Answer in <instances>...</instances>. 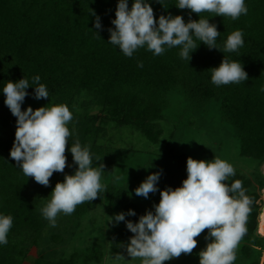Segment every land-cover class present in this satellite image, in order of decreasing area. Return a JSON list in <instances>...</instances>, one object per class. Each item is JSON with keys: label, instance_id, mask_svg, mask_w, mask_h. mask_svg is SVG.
Masks as SVG:
<instances>
[{"label": "trees", "instance_id": "1", "mask_svg": "<svg viewBox=\"0 0 264 264\" xmlns=\"http://www.w3.org/2000/svg\"><path fill=\"white\" fill-rule=\"evenodd\" d=\"M127 2L131 9L134 0ZM147 2L157 21L161 15L169 14L182 16L185 23L189 19H209L220 32L216 46L221 51L210 50L193 35L198 48L190 54L189 62L179 55L181 46H165V52L157 56L145 45L127 57L119 46L108 42V30L115 29L112 20L116 18L118 0H0V215L13 218L8 243L0 244V264H22L29 246L37 245L44 226L31 197L35 180L25 176L10 157L17 118L4 103L3 87L8 81L27 79L30 86L26 92L34 97L33 79L39 76V83L48 90L47 99L61 105H69L81 92L90 94L95 104L106 112L102 119L97 116L88 119L104 123L107 118L119 126H133L151 144L159 141L162 133L156 122L168 107L169 92L177 88L189 104L218 103L221 119L233 130L238 155L258 165L264 162V0H244L248 12L236 20L179 9L178 0ZM96 16L100 17V30L94 27ZM237 30L243 33V46L235 52H223L228 36ZM223 58L240 62L248 79L238 84L214 85L211 68L218 67ZM92 134L96 132L85 129L82 138ZM70 153L68 146L65 152L68 166L63 173L53 175L75 172L78 166ZM186 163V158L172 149L158 157L162 190L182 186L187 178ZM252 178L235 170V175L228 178V185L242 181L245 195L253 200L245 225L247 231L241 238L245 242L242 253L244 257L254 256L249 264H260L264 238L256 235V227L261 208L259 192L264 189V182L259 173ZM230 195L238 197V193ZM100 197H105L110 211L124 213L125 221L138 222V206L129 201L124 190L110 185L94 201L77 205L73 215L81 218ZM129 210L136 215H127ZM125 221L117 223L112 230L110 244L114 252L128 256L121 245L129 243L134 234L127 229ZM24 237H28L27 244ZM53 240L59 238L54 236ZM100 250L94 244L87 254L76 250L69 258L51 263L57 255L55 250L47 258L39 254L34 264L99 263Z\"/></svg>", "mask_w": 264, "mask_h": 264}, {"label": "clouds", "instance_id": "2", "mask_svg": "<svg viewBox=\"0 0 264 264\" xmlns=\"http://www.w3.org/2000/svg\"><path fill=\"white\" fill-rule=\"evenodd\" d=\"M176 7L196 14L214 13L215 16L231 17L233 20L248 12L244 0H178ZM91 14L95 16L92 10ZM115 17L112 20L115 29L108 30V42L119 46L127 57H132L137 49L145 45L157 56L165 52V46H181L179 55L189 62L190 54L198 48L193 35L210 50H220L216 46L220 32L209 19H189L185 23L182 16L169 14L161 15L157 21L147 0H134L131 9L127 0H118ZM94 27L97 30L102 28L99 16H96ZM243 44L242 31H234L228 36L223 52H235ZM139 66L142 67V64ZM211 71V81L216 86L238 84L248 79L240 62H230L225 58ZM39 81V76L34 77V98H49L46 86ZM29 86L28 80L22 78L16 82L8 81L3 87L4 103L17 118L10 157L25 176L48 187L53 173H63L68 166L65 152L71 133L67 125L72 120V113L67 105L44 106L35 110L29 106L22 110ZM70 152L78 167L74 174L65 175L63 182L56 183L50 201L41 209L43 217L52 227L56 226L59 213L70 215L77 205L92 202L106 191V186L101 183L104 164L93 167L89 149L82 147L79 141L70 147ZM186 171L187 178L182 186L161 190V199L153 206L155 211H147L138 222L125 221L124 213L110 217L109 222L125 221L127 229L134 234L129 243L121 245L130 260L138 258L141 264H164L181 254H191L197 247L196 237L207 229L205 239L211 242L200 251L199 264H233L237 245L247 231L245 225L253 200L245 195L242 181L236 180L230 186L225 183L235 175V170L220 158L204 161L188 157ZM159 178V172L148 175L135 189V194L148 198L150 193L158 191ZM230 193H238V197ZM127 215L135 216L136 213L129 210ZM12 223L10 215H0V244L8 243L7 235ZM115 259L126 261L119 253Z\"/></svg>", "mask_w": 264, "mask_h": 264}, {"label": "rangeland", "instance_id": "3", "mask_svg": "<svg viewBox=\"0 0 264 264\" xmlns=\"http://www.w3.org/2000/svg\"><path fill=\"white\" fill-rule=\"evenodd\" d=\"M95 102L92 95L81 92L67 105L72 113V120L67 125L71 136L68 138L66 149L76 141H79L82 147H87L93 160L92 166L98 167L102 163L105 166L101 183L106 187L110 185L124 190L129 201L138 206L140 216L146 214L147 211H155L153 206L157 205L161 199L160 178L157 182L158 191L150 193L148 198L137 196L135 189L148 175L159 172L158 157L168 149L183 155L186 161L188 157L204 161L220 158L231 164L234 170L241 171L251 178L254 174L259 173L262 182H264V162L258 165L238 155L233 130L228 123L221 119L218 103L209 101L204 105L199 102L192 105V102L189 104L186 96L179 89L176 88L169 92L168 107L164 111L163 117L156 122V128L162 134L157 144H151L133 126H119L113 120L108 121L107 118L104 123H101V120L96 123L95 120L88 119V116H97L102 119L106 112ZM54 105L61 104L52 99L37 100L28 95L21 108L26 110L30 106L35 110L39 107ZM85 129H91L96 134L83 139L82 134ZM82 130L83 132H81ZM156 160L157 163H155ZM71 174L74 172H69L68 175ZM64 177L52 175L48 187L34 182L31 197L36 210L42 217L41 209L50 201L51 192L56 183L63 182ZM225 183L228 184V180ZM101 193L104 194V192ZM259 194L261 197L259 213L261 214L264 210V189L260 190ZM73 213L70 215L59 213L56 217L55 227H52L49 221L43 217L44 226L37 245L29 246V253L24 260L22 259V264H34L39 254H45L47 258L55 250L57 255L52 258L51 263L59 258H69L76 250L87 254L94 244L101 248V260L99 263L91 264H141L138 258L130 260L131 258L128 256H124L126 261L115 259L118 253L111 248L110 235L117 223L109 222V220L117 212L109 210L105 197H100L81 218H76ZM259 216L256 235L264 238V227L259 221ZM207 235L208 230L206 229L196 237L197 247L191 254H181L179 258L165 261L164 264H196L199 262L200 251L206 248L207 243L211 242L210 239H205ZM54 236H57L59 240H53ZM27 238L24 237L25 244L28 242ZM244 245L245 242L240 240L235 250L236 259L233 264H249L250 261H253L254 256L252 255L244 257L242 253ZM261 251L260 264L264 260V249Z\"/></svg>", "mask_w": 264, "mask_h": 264}, {"label": "bare ground", "instance_id": "4", "mask_svg": "<svg viewBox=\"0 0 264 264\" xmlns=\"http://www.w3.org/2000/svg\"><path fill=\"white\" fill-rule=\"evenodd\" d=\"M259 221L261 222L262 227H264V210H262L259 216Z\"/></svg>", "mask_w": 264, "mask_h": 264}]
</instances>
